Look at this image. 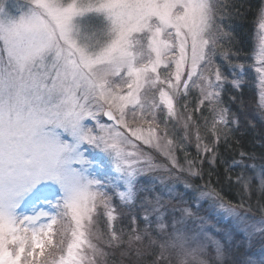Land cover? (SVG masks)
Wrapping results in <instances>:
<instances>
[{
  "label": "snow or ice",
  "instance_id": "obj_1",
  "mask_svg": "<svg viewBox=\"0 0 264 264\" xmlns=\"http://www.w3.org/2000/svg\"><path fill=\"white\" fill-rule=\"evenodd\" d=\"M258 127L264 0H0V264H264Z\"/></svg>",
  "mask_w": 264,
  "mask_h": 264
},
{
  "label": "trees",
  "instance_id": "obj_2",
  "mask_svg": "<svg viewBox=\"0 0 264 264\" xmlns=\"http://www.w3.org/2000/svg\"><path fill=\"white\" fill-rule=\"evenodd\" d=\"M247 3L251 6V8L253 10H255L258 7V5L261 3V0H247ZM254 20H255L254 13H250L248 16L247 22L244 23L241 26V28L239 29L241 32V36L245 40L246 43H249V41H248L249 33L254 31V24H253ZM245 93H246L245 98L247 100L254 101L256 99V97L254 96V89L247 88V89H245ZM225 99H227V96L225 97ZM249 110L252 112L253 118H255L259 122V120L261 118L259 116V112L255 110L254 104H251V103L249 104ZM256 132H264V127H258L256 129ZM241 139H242L243 147L245 150H247L249 152H255L257 155H259L261 152H264V147L258 146V142L260 139L259 136H257L252 130H248L247 133ZM191 151L193 152V154L195 153L194 148H192ZM238 151H239V148H237V151L224 150L223 155L226 159L231 161L233 158L238 159V155H237ZM218 172H219V175L221 177V180H223V177L225 175L223 165H221L218 168ZM238 173H239V169H236L232 173V175L235 176ZM207 179H208V176L205 175V180H207ZM211 179L213 182H215L216 181V175L213 174ZM217 187L223 188L225 198H229V199L236 198V188L235 187L229 188L226 184H220V185H217ZM253 199H255V197Z\"/></svg>",
  "mask_w": 264,
  "mask_h": 264
},
{
  "label": "rangeland",
  "instance_id": "obj_3",
  "mask_svg": "<svg viewBox=\"0 0 264 264\" xmlns=\"http://www.w3.org/2000/svg\"><path fill=\"white\" fill-rule=\"evenodd\" d=\"M9 2L11 3L12 0H9ZM221 222H222L223 224H227V223H228L227 219H223Z\"/></svg>",
  "mask_w": 264,
  "mask_h": 264
}]
</instances>
